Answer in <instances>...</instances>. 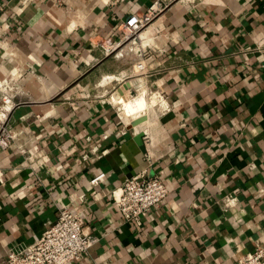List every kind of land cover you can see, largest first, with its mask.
<instances>
[{"label": "crops", "instance_id": "0c3cea01", "mask_svg": "<svg viewBox=\"0 0 264 264\" xmlns=\"http://www.w3.org/2000/svg\"><path fill=\"white\" fill-rule=\"evenodd\" d=\"M154 1L0 0V261L64 207L93 240L69 264H235L264 248V0L165 6L137 50L120 44ZM144 88L163 106L133 125ZM141 174L167 195L137 226L112 191Z\"/></svg>", "mask_w": 264, "mask_h": 264}, {"label": "built area", "instance_id": "2783aa9c", "mask_svg": "<svg viewBox=\"0 0 264 264\" xmlns=\"http://www.w3.org/2000/svg\"><path fill=\"white\" fill-rule=\"evenodd\" d=\"M162 1L155 0L142 15L130 16L121 27V32L125 35L138 33L162 9ZM137 67L142 70L143 63H138ZM9 104L10 97L3 94L0 106V146L5 145L9 139L5 128ZM103 178L104 175H98L91 181V185H97ZM166 195L167 188L160 177H147L144 174L125 179L119 188L112 191V199L122 218L137 226L141 225V220L151 209L163 203ZM92 243L91 237L83 230L81 217L64 207L58 210L54 224L45 229L33 244L11 250L0 264H69L84 254ZM235 264H264V248L256 247L253 252L237 259Z\"/></svg>", "mask_w": 264, "mask_h": 264}, {"label": "rangeland", "instance_id": "374dc122", "mask_svg": "<svg viewBox=\"0 0 264 264\" xmlns=\"http://www.w3.org/2000/svg\"><path fill=\"white\" fill-rule=\"evenodd\" d=\"M196 1H199V0H163L162 1V8H164L165 6H169V5H172V4H175V3H178V4H185V5H188V4H193L194 2H196ZM140 15H142V14H140ZM149 23H150V21H149ZM148 23V24H149ZM148 24H146L138 33H136V34H131V35H125V34H123V32H121V30H120V39L122 40V43H123V46H126V45H130V47H131V50L134 48L135 50H137L138 48H139V43H138V41H139V38H140V34L142 33V31L143 30H145V28L148 26ZM138 47V48H137ZM133 51V50H132ZM135 52V51H134ZM137 70V69H136ZM136 96L137 95H135V94H132L131 95V97H129L128 99L129 100H127V101H131V103H133V101L135 100L134 98H136ZM145 96H147V95H145ZM151 97V96H150ZM150 97H146V99H147V101H148V103L150 102ZM153 105V104H152ZM119 107H121V109L123 110V112H124V114H125V106H124V104L123 103H121L120 105H119ZM134 108V112H137V110H138V108L135 106V107H133ZM148 111V110H147ZM139 112V111H138ZM137 112V113H138ZM145 119V118H144Z\"/></svg>", "mask_w": 264, "mask_h": 264}, {"label": "bare ground", "instance_id": "6f19581e", "mask_svg": "<svg viewBox=\"0 0 264 264\" xmlns=\"http://www.w3.org/2000/svg\"><path fill=\"white\" fill-rule=\"evenodd\" d=\"M103 1H105V0H103ZM189 1V0H188ZM139 44H140V42H138ZM145 88L144 89H142L140 92H138L137 93V96H136V98H134L135 100L133 101V103H131V107H132V109H133V111H135L134 110V108L133 107H137L138 108V110H137V112H134L135 113V115L133 116V119L134 120H137V119H139L140 117H144L145 119H146V114L149 112V110L151 109V107H153V106H161V103H160V101L159 100H157L155 103H153V105L151 104V102H147L146 101V96H145ZM153 97V96H152ZM155 97V96H154ZM156 98V97H155ZM124 99V98H123ZM131 102V101H130ZM151 104V105H150ZM148 110V111H147ZM149 114V113H148ZM151 115V114H150ZM130 123H132V122H130ZM147 123V122H146Z\"/></svg>", "mask_w": 264, "mask_h": 264}, {"label": "water", "instance_id": "95a60500", "mask_svg": "<svg viewBox=\"0 0 264 264\" xmlns=\"http://www.w3.org/2000/svg\"><path fill=\"white\" fill-rule=\"evenodd\" d=\"M145 119H144V117L142 116V117H140L139 119H137V120H133L132 121V124L133 125H138V124H140V123H142L143 121H144ZM142 138H143V133L142 132H139L137 135H136V143L141 147V142H142Z\"/></svg>", "mask_w": 264, "mask_h": 264}]
</instances>
